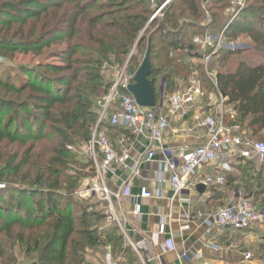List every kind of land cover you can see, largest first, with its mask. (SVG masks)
<instances>
[{"label": "trees", "instance_id": "16d2710c", "mask_svg": "<svg viewBox=\"0 0 264 264\" xmlns=\"http://www.w3.org/2000/svg\"><path fill=\"white\" fill-rule=\"evenodd\" d=\"M165 1L152 8L150 0H0V264H84L85 251L100 245L136 263L121 237L92 225L95 215L73 213L78 180L67 170L79 154L69 147L91 138L100 103L112 87L106 68L127 62L129 74H135L140 55L149 50L155 97L163 75L165 94L171 95L195 67L188 57L203 72L201 57L209 50L197 51L196 36L223 32L227 42L245 38L252 46L221 48L214 55L215 82L235 111L227 124L237 123L251 140L264 141V61L244 59L249 51L264 59V0L234 19L222 16L227 0H207L205 6L203 0H170L161 17L149 22ZM244 14L259 18L249 21ZM46 51L59 64L11 73L2 62ZM83 163L92 175V163ZM252 178L254 185L244 189L264 210V177ZM236 183L240 180L230 174L224 187Z\"/></svg>", "mask_w": 264, "mask_h": 264}, {"label": "built area", "instance_id": "2783aa9c", "mask_svg": "<svg viewBox=\"0 0 264 264\" xmlns=\"http://www.w3.org/2000/svg\"><path fill=\"white\" fill-rule=\"evenodd\" d=\"M170 0L156 7L149 22L161 17L162 9ZM155 7V6H153ZM196 48L208 53L201 57L203 69L207 73V67L212 57L223 47V34L214 37L210 34L196 36L193 39ZM233 49V45H228ZM187 52V51H186ZM204 53V52H203ZM190 64H197L196 59L188 57ZM186 83L184 89H177L168 98L167 114H163L157 107L153 109L142 108L137 105L129 94L128 88L133 83L135 74H127L126 67L121 69L111 80L112 87L109 94L100 103L97 124L91 138L80 147H69V150L77 152L92 163L93 175L74 193V197L95 198L106 207L107 219L120 225L114 211V203L121 199V188L112 189L107 182V176L114 177L119 167L134 176H139L138 163H129L127 154L118 155L113 149L110 139L105 133H99V129L105 125L120 128L129 135L144 138L147 141L144 156L146 161L156 159V183L158 187L167 184L172 192L171 200H174L197 183L204 187L221 188L226 184V178L236 165L241 162L254 161L264 163V141H253L244 129L237 123L227 124L228 117L234 118L235 111L226 104V99L219 94L216 101H211L209 108L202 111L195 119V126L202 140L189 150L181 151L180 157L174 156L173 151L163 145V140L169 125L170 116H187L193 109L199 98H203L201 83L197 78L196 70ZM216 85V82H215ZM217 88V85H216ZM219 93V92H218ZM214 168L216 172L205 173L206 167ZM4 184H0V189ZM160 189L155 191L159 196ZM153 193L141 186L138 194L133 197L132 213L140 215L143 199H149ZM210 219L205 221L207 229L211 227L229 228L234 231H245L257 225H264V210L254 206L251 198L242 197L235 202L219 206ZM122 228V227H121ZM165 225L158 226V233L163 234ZM122 233L125 235L124 230ZM131 245V243H130ZM126 246V244H125ZM131 248L140 255V252L131 245ZM181 258L195 264H211L202 259L200 255L189 257L183 254ZM254 252L242 254V261L253 260ZM142 263H148L145 256ZM111 264H120L113 260Z\"/></svg>", "mask_w": 264, "mask_h": 264}, {"label": "crops", "instance_id": "0c3cea01", "mask_svg": "<svg viewBox=\"0 0 264 264\" xmlns=\"http://www.w3.org/2000/svg\"><path fill=\"white\" fill-rule=\"evenodd\" d=\"M196 49L200 53L203 51L200 48ZM106 74L108 80L114 77L112 71L107 70ZM186 83L187 81H177L175 89H184ZM164 85L165 80L159 83L156 107L163 114H167L170 95L165 94ZM201 103L202 99L199 98L192 111L183 118L168 116L169 125L163 145L170 148L174 156L180 157L181 151L201 144L202 140L199 138L194 119L202 112ZM103 124L105 125L101 130L99 129V133L107 135L115 153L127 154L129 163H138L140 171V175L136 177L119 167L114 177L107 176L108 185L112 189L120 188L126 181L121 188L120 201L114 203V211L120 225L113 222V226L118 236L122 238L123 246L129 248L136 257V263L132 264H143L144 256L148 262L146 264H195L183 260L181 258L183 254L191 258L200 255L211 264H254L255 261L252 260L243 262L242 254L255 251V248L264 241V225H257L245 231H233L215 226L207 229L205 225V221L210 219L209 215L214 213L221 203L227 204L246 197L242 192L236 194L228 192L225 187H205L204 193H198L196 186L200 183H197L181 197L171 200L172 192L169 186L164 184L158 187L156 183V159L145 160L147 141L144 138L131 136L120 128L107 126L106 121ZM203 172L214 173L216 170L210 166ZM233 172L234 169L230 174ZM141 186H146L153 196L140 201V215L135 216L132 213L133 197L138 194ZM157 189L161 191L159 196L155 195ZM160 224L165 225L163 234L158 233ZM123 230L125 235L122 233ZM130 243L140 255L131 248ZM109 248L101 252L102 255L97 253V259H92L88 264H111V259L120 264H130L128 256L124 253L116 255ZM101 257L104 263H100Z\"/></svg>", "mask_w": 264, "mask_h": 264}, {"label": "rangeland", "instance_id": "374dc122", "mask_svg": "<svg viewBox=\"0 0 264 264\" xmlns=\"http://www.w3.org/2000/svg\"><path fill=\"white\" fill-rule=\"evenodd\" d=\"M161 2V0H150V4L153 8L154 5H159V3ZM261 2H263L262 0H227L226 1V6L225 9L222 11V16L224 18L227 17H232L237 18L240 17L246 10L247 7L254 5V8L259 5ZM207 4V0H203V6H205ZM245 17H247V14H244ZM257 15H250L247 17V19L250 20H254L255 17ZM259 18V16H257ZM214 34L212 36L217 37L219 36L221 33H216L213 32ZM223 34V32H222ZM227 41H225V39L223 38V44H225ZM233 45V49H231V51L237 50L239 49L241 51V49H244L246 47L252 46L250 41H248L247 39H241V37H239L237 39V41H232V42H227V44H225V47L223 48H229L228 45ZM227 48V49H228ZM144 55H140V62L142 61ZM214 59V60H213ZM217 59V58H216ZM213 56V58L211 59V62L209 63L208 67H207V73L205 72V70L202 68L203 72H199V68L195 65V67H192V73L190 75L189 78L192 77L193 75V70H196V75L198 80L201 83V87H202V91H203V98H202V103L200 105L201 110L202 111H206L209 108V104L211 101H216L219 98V93L218 90L216 88L215 85V73L218 69V60H216ZM244 59L246 61H255V62H263L264 59L261 58L260 54H257L255 52L249 51V53L245 54ZM213 61V62H212ZM2 62H5L9 67H10V71L11 73H14L18 67H24V66H29L31 68L36 67L37 65H46V64H59V60L53 58V57H47V51L46 53L44 52V54H42L41 56H35L32 54H16V56L13 58V60H4L2 59ZM196 62L198 63L199 61L196 60ZM126 67V73L129 74L131 69H133L132 67H128L127 66V62L122 66V67H112V68H106L105 70H109L113 72V76H115L121 69ZM112 69V70H111ZM105 71V76L107 75ZM201 73V75H200ZM13 76V75H11ZM112 76V77H113ZM164 78V80H167V76L163 75L162 78H159V83L161 84L163 81L162 79ZM111 80V79H110ZM109 80V81H110ZM170 95V94H169ZM168 95V96H169ZM264 135V133H263ZM78 147H80V145H78ZM77 148V147H76ZM2 150L4 151V146L2 147ZM10 150V149H7ZM76 159L71 160L70 166L68 167L67 173L69 174L70 177H73L72 179H77L78 183H77V189L75 190L78 191L80 190L81 186L89 179L92 177V175H89L85 169H83V160H85L86 158L82 155H77ZM235 172H233V175L236 176L239 180L240 183H236L232 186H228L227 187V191L228 192H233V193H239L242 192L244 196L249 197L251 199H253L252 194L251 193H247L246 190L244 189L245 185H254V182L252 179V175L254 177H256V175L258 173H262L263 177H264V163H253L252 164H247V165H236L234 168ZM87 173V175H86ZM72 180V181H73ZM247 181V182H246ZM245 183V184H244ZM2 190V189H1ZM196 191L198 193H204L206 191V188L203 187V185L199 184L196 186ZM74 192V193H75ZM74 193H73V197H74ZM68 196V195H67ZM75 198V197H74ZM61 201L63 199H60ZM73 203L75 204V206L73 207L74 210V214L75 215H79L81 212L84 214H92L95 215L92 219V225L96 224V226L99 228V232L101 234L104 235H110V236H118L116 229L113 226V222L109 221L107 219V216L105 214V210L106 207L103 203H101L99 200L95 199V198H82V199H78L72 198ZM221 205H224V203H221ZM97 219V220H96ZM96 222V223H95ZM95 226V227H96ZM79 227V226H77ZM232 230V229H231ZM234 231V230H233ZM123 241H122V246H123ZM108 247H110L109 245L107 246H97L93 249H87L85 251V255H84V264H88L90 262H92V259L96 260L97 256L96 254L99 253L102 255L101 252H105L106 249H108ZM124 247V246H123ZM109 249L112 250V248L110 247ZM255 251H251L254 252V258L252 261H255L254 264H264V241L259 244L256 248ZM119 253L117 252L116 255H118ZM110 257H112L110 255ZM102 259L100 260V263H104V259L103 257H101ZM128 258V257H127ZM128 261L130 262V264L133 263V258H128ZM111 262H113V260L111 259ZM106 263V261H105Z\"/></svg>", "mask_w": 264, "mask_h": 264}, {"label": "water", "instance_id": "95a60500", "mask_svg": "<svg viewBox=\"0 0 264 264\" xmlns=\"http://www.w3.org/2000/svg\"><path fill=\"white\" fill-rule=\"evenodd\" d=\"M150 74L151 63L148 50L135 72L133 83L128 88L129 94L133 97L137 105L147 109H153L157 104L153 87L148 80ZM162 81L164 82V78ZM162 87L163 85H161Z\"/></svg>", "mask_w": 264, "mask_h": 264}]
</instances>
